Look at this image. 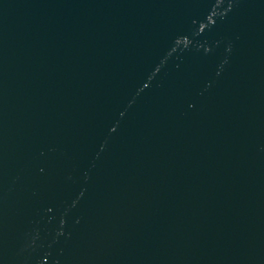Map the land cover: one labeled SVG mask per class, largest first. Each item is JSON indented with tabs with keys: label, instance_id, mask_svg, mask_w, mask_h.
<instances>
[{
	"label": "water",
	"instance_id": "obj_1",
	"mask_svg": "<svg viewBox=\"0 0 264 264\" xmlns=\"http://www.w3.org/2000/svg\"><path fill=\"white\" fill-rule=\"evenodd\" d=\"M0 264H264V0H0Z\"/></svg>",
	"mask_w": 264,
	"mask_h": 264
}]
</instances>
